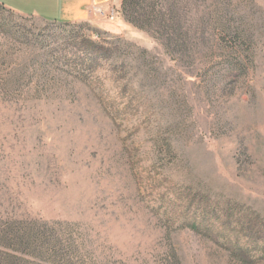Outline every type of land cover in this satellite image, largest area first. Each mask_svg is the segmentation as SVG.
<instances>
[{
	"label": "rangeland",
	"instance_id": "1",
	"mask_svg": "<svg viewBox=\"0 0 264 264\" xmlns=\"http://www.w3.org/2000/svg\"><path fill=\"white\" fill-rule=\"evenodd\" d=\"M136 1L135 25L0 6V264H245L203 215L264 264V0ZM87 42L147 67L88 77Z\"/></svg>",
	"mask_w": 264,
	"mask_h": 264
},
{
	"label": "trees",
	"instance_id": "2",
	"mask_svg": "<svg viewBox=\"0 0 264 264\" xmlns=\"http://www.w3.org/2000/svg\"><path fill=\"white\" fill-rule=\"evenodd\" d=\"M2 8H4L2 5H0ZM120 7H122V12L124 13V18L126 19V22L130 25H135V18H129L133 13L136 12L137 1L136 0H121ZM6 9V8H5ZM138 27V29H144L143 26H134ZM158 28L163 29L164 24L162 23V20L158 22ZM222 31L224 33H231L233 32L237 37L239 33H241V30L239 28H235L232 31V28L226 27L225 25L222 26ZM86 51L82 53V61L80 60V64L82 66H85V73L89 76L93 75L98 68H100L103 64L108 63L111 67V71L113 74H119V73H127L128 68H132L137 73H142L146 69V60L148 58V52L145 49H138V57L135 60L134 66L127 63L124 59L120 60L122 56L119 55V48L117 46H113L112 44H108V47L98 46L96 44L87 42L85 44ZM133 47V46H131ZM79 60V58H78ZM227 63H229L230 68L235 72L239 73L241 68V62L235 60L231 57L228 58ZM234 60V61H233ZM125 76V75H124ZM126 78V77H125ZM86 79V78H85ZM100 93L98 94V97L102 98V93H104V90L102 88L100 89ZM199 222L194 220L191 223L185 224L188 228H190L193 232L196 234H199L203 237H206L210 240H213L215 243H219L220 239H223L221 245H227V249L230 251V254L234 256L236 259H239L240 261L244 262L245 264H253V257L250 254V248L249 245L243 244L242 239L245 237L249 239L251 243L257 244V235H254V238L252 236H246V233L243 229L240 230V235L235 234L234 237L233 234H229V223L225 221H220V224L218 227L226 228V230H218V227H215L216 225L214 222L211 221L209 216L203 215L201 216ZM214 219H216V216H214ZM218 220V218H217ZM227 224V225H226ZM215 225V226H214ZM228 227V228H227ZM235 232V231H234ZM258 233V232H257ZM248 235V234H247ZM251 235V234H250ZM261 259V258H260Z\"/></svg>",
	"mask_w": 264,
	"mask_h": 264
},
{
	"label": "crops",
	"instance_id": "3",
	"mask_svg": "<svg viewBox=\"0 0 264 264\" xmlns=\"http://www.w3.org/2000/svg\"><path fill=\"white\" fill-rule=\"evenodd\" d=\"M121 0H0L7 10L25 17H34L47 22L79 23L96 22L92 10L111 5L117 8ZM108 29L107 24H100Z\"/></svg>",
	"mask_w": 264,
	"mask_h": 264
},
{
	"label": "built area",
	"instance_id": "4",
	"mask_svg": "<svg viewBox=\"0 0 264 264\" xmlns=\"http://www.w3.org/2000/svg\"><path fill=\"white\" fill-rule=\"evenodd\" d=\"M117 7L114 5L108 6L106 8L104 7H98L94 8L92 10L94 16L98 18H103V19H112L116 14H117Z\"/></svg>",
	"mask_w": 264,
	"mask_h": 264
}]
</instances>
